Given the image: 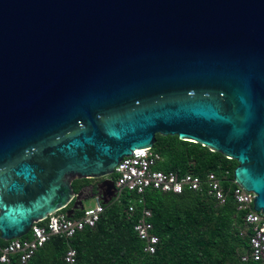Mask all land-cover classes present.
Here are the masks:
<instances>
[{
  "label": "water",
  "instance_id": "1",
  "mask_svg": "<svg viewBox=\"0 0 264 264\" xmlns=\"http://www.w3.org/2000/svg\"><path fill=\"white\" fill-rule=\"evenodd\" d=\"M157 134L236 160L264 213V0H0L1 239L114 200Z\"/></svg>",
  "mask_w": 264,
  "mask_h": 264
},
{
  "label": "trees",
  "instance_id": "2",
  "mask_svg": "<svg viewBox=\"0 0 264 264\" xmlns=\"http://www.w3.org/2000/svg\"><path fill=\"white\" fill-rule=\"evenodd\" d=\"M156 138L153 148L161 156L156 169L202 178L214 172L229 192L226 203L218 204L206 185L199 191L185 189L182 193L147 190L144 206L152 211L154 232L160 238L156 252L149 254L134 230L142 206L138 205L135 213L129 211L138 195L125 190L119 198L104 204L96 227H88L72 238L51 237L28 264H67L64 255L70 247L77 251L80 264H259L253 259L242 260V255L250 251L251 231L245 227L246 212L238 209L232 193L238 162L177 135L157 134ZM112 176L116 180L117 174ZM90 180L76 179L75 191ZM83 212L77 210L73 217ZM31 237L29 233L22 238ZM7 243L0 237L1 246ZM0 264H20V257L15 255L10 263Z\"/></svg>",
  "mask_w": 264,
  "mask_h": 264
},
{
  "label": "built area",
  "instance_id": "3",
  "mask_svg": "<svg viewBox=\"0 0 264 264\" xmlns=\"http://www.w3.org/2000/svg\"><path fill=\"white\" fill-rule=\"evenodd\" d=\"M160 159V154L154 148L149 147L125 156L115 168L117 174L115 184L118 192L115 199L119 198L125 190L136 192L138 195L137 200L130 204L129 211L135 213L138 205L142 206L138 212L139 217L134 224V230L145 242L144 251L149 254L156 252L160 238L154 232L153 213L144 206L143 195L147 190L182 193L185 189L199 191L206 185L209 194L220 205L225 204L229 196L221 178L214 172H210L205 178L192 173L180 175L175 171L165 172L156 169V164ZM234 183L233 197L238 209L246 212L245 227L251 231L250 251L242 255V260L253 259L259 264H264V213L254 208L256 194L247 191L235 181ZM95 199V205L85 208L79 217H68L66 212L58 210L32 225L31 238H15L3 246L0 245V262L10 263L13 256L19 255L20 264H28L35 252L51 237L72 238L88 227H96L105 211V205L100 197L97 196ZM64 260L67 264H80L77 251L72 247L65 253Z\"/></svg>",
  "mask_w": 264,
  "mask_h": 264
},
{
  "label": "flooded vegetation",
  "instance_id": "4",
  "mask_svg": "<svg viewBox=\"0 0 264 264\" xmlns=\"http://www.w3.org/2000/svg\"><path fill=\"white\" fill-rule=\"evenodd\" d=\"M113 177V176H112ZM114 179V178H113ZM103 179H91L89 182L85 183L83 187H85V193L89 194L92 191L97 190L98 184L102 181ZM75 181V180H74ZM82 187V188H83ZM73 204V203H72Z\"/></svg>",
  "mask_w": 264,
  "mask_h": 264
},
{
  "label": "rangeland",
  "instance_id": "5",
  "mask_svg": "<svg viewBox=\"0 0 264 264\" xmlns=\"http://www.w3.org/2000/svg\"><path fill=\"white\" fill-rule=\"evenodd\" d=\"M96 203V199L95 198H91L85 201V208H90L93 207Z\"/></svg>",
  "mask_w": 264,
  "mask_h": 264
}]
</instances>
